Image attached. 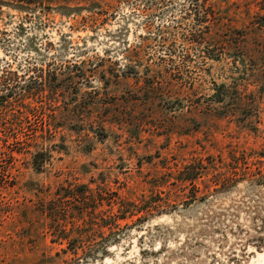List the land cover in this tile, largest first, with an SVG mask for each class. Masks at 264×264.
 <instances>
[{
  "label": "rangeland",
  "instance_id": "obj_1",
  "mask_svg": "<svg viewBox=\"0 0 264 264\" xmlns=\"http://www.w3.org/2000/svg\"><path fill=\"white\" fill-rule=\"evenodd\" d=\"M25 1L0 0V264H264V185L232 161L264 147V0ZM78 187L160 208L70 261L44 207Z\"/></svg>",
  "mask_w": 264,
  "mask_h": 264
},
{
  "label": "trees",
  "instance_id": "obj_2",
  "mask_svg": "<svg viewBox=\"0 0 264 264\" xmlns=\"http://www.w3.org/2000/svg\"><path fill=\"white\" fill-rule=\"evenodd\" d=\"M18 2H26L25 0H17ZM260 26L264 27V15H260ZM212 27V26H211ZM210 28V25L208 26ZM200 42V41H195ZM9 90L7 86L4 88ZM11 91L6 94L0 95V106L8 103V98L12 95ZM221 94V93H219ZM224 95H218L222 97ZM6 107V106H5ZM4 107V108H5ZM232 116V114H231ZM244 120L243 125L247 126ZM249 130L258 131V128ZM232 161L235 163H242L245 168H248L247 162L252 161L257 167L255 171H242V176L249 175L254 177L253 181L258 185H264V147L258 150L250 149L249 152L239 151L237 156L233 153ZM262 166V167H260ZM204 167H189L185 172L180 173L179 180L181 182H188L192 186V200L195 198L197 189L195 190L194 182L201 177ZM231 175H221L215 184L222 186L233 180ZM106 188L99 189L97 195L92 194L86 188L61 189L62 195L57 194L59 199L50 200L44 207V213L50 220L49 227L52 230L51 235L54 239L60 242H65L66 247L61 249L64 255L69 254V260L87 261L88 259L95 258L100 255L103 256L107 252L109 244L115 243L121 236L122 229L118 221L125 220L128 217L137 216L139 214H151L153 210H157L160 206L152 205L151 203L141 200L139 203L136 201H127L121 199L115 192L105 191ZM110 194L111 196H105ZM109 192V193H108ZM103 205L108 206V209H101ZM117 206V211L112 213L113 206ZM145 216L140 215L136 221H144ZM69 226V227H68ZM108 229L106 234L103 229ZM67 262V259H65Z\"/></svg>",
  "mask_w": 264,
  "mask_h": 264
}]
</instances>
